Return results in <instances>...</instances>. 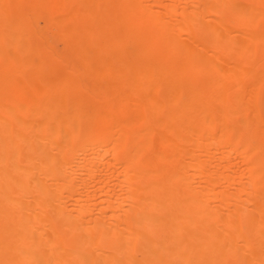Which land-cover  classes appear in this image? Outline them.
<instances>
[{
    "label": "bare ground",
    "instance_id": "bare-ground-1",
    "mask_svg": "<svg viewBox=\"0 0 264 264\" xmlns=\"http://www.w3.org/2000/svg\"><path fill=\"white\" fill-rule=\"evenodd\" d=\"M239 1L0 0V264H264V207L179 172L194 19Z\"/></svg>",
    "mask_w": 264,
    "mask_h": 264
},
{
    "label": "rangeland",
    "instance_id": "rangeland-1",
    "mask_svg": "<svg viewBox=\"0 0 264 264\" xmlns=\"http://www.w3.org/2000/svg\"><path fill=\"white\" fill-rule=\"evenodd\" d=\"M189 39L191 133L179 172L192 155L203 165L189 171L192 187L209 206L264 207V1L232 2L223 15L195 18Z\"/></svg>",
    "mask_w": 264,
    "mask_h": 264
}]
</instances>
